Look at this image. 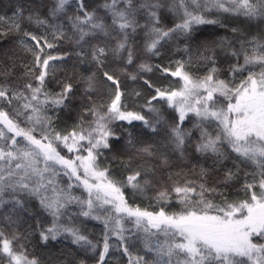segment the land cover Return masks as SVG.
<instances>
[{
	"label": "snow or ice",
	"instance_id": "obj_1",
	"mask_svg": "<svg viewBox=\"0 0 264 264\" xmlns=\"http://www.w3.org/2000/svg\"><path fill=\"white\" fill-rule=\"evenodd\" d=\"M70 2L75 9L67 17L71 36L66 37L64 25L56 23L49 25L52 41L47 35L24 32L34 42L28 50L39 69L36 85L29 82L18 89L0 83V208L10 205V212L19 219L25 213L31 215L30 202L36 201L40 210L51 217L47 227L37 222L40 240L47 243L63 236L85 251L90 248L95 252L100 241L90 240L79 225L85 220L101 221L105 231L97 264H105L113 247L122 249L128 264H264V31L248 36L231 27L233 39L223 37L211 48L197 44L196 59L206 66L202 76L187 70L192 57L187 62L177 61L174 70L147 63L129 70L128 66L134 64L129 30L135 32L140 27L133 0H123L122 8L117 7L120 0H105L101 7L111 14V24L105 23L96 9L89 10L85 0H54L50 16L55 19L61 13L66 15ZM140 7L150 10L147 34L151 38L146 51L152 55H159L161 41L178 34L192 41L194 25L220 23L203 15L213 9L243 18L249 24L264 25V0H179L182 22L167 30L158 26L157 12L151 10L160 7L158 3ZM15 15L18 19L8 30L21 28L22 10L17 9ZM3 19L0 17V21ZM36 23L48 25L49 21L37 19ZM114 32L117 42L111 48L93 44L89 52L83 50L90 38L111 37ZM65 38L81 48L76 53L80 63H87L90 55L102 73V80L96 72L83 78V95L91 100V94L99 92L103 85L109 99L85 110L90 120L81 118L71 130L61 132L53 126L48 110L69 109L78 93L71 82H60V90L55 93L45 90L46 77L54 68L50 62L64 60L68 54L53 56L45 54L44 49H52L54 41ZM185 51L190 49L186 46ZM109 52L123 65L119 75L105 68ZM220 53L227 62L223 79L217 66ZM154 68L162 76L178 78V86L158 87L151 79H144L151 94L139 110H128L121 75L136 81ZM14 101L17 107L10 115L5 106L11 108ZM168 109L175 113L171 119L165 115ZM190 114L193 119L189 129L184 123ZM116 122H123L119 133L113 127ZM194 132L199 133L195 151L213 158V167L233 153L237 172L241 164L253 166L251 173L245 172L242 199L228 200L216 187H208L209 170L203 167L197 174L199 182L185 178L174 180L170 186L156 187L157 169L170 165L168 149L183 158ZM105 149L117 155L128 154L125 167L129 174L124 180L114 179L108 168L100 167L99 157ZM237 172L225 170L220 183L227 186ZM249 175L251 180L247 179ZM168 180H173L171 174ZM128 187L133 194L155 188L158 210L130 206L124 194ZM76 189L81 190L80 194ZM208 194L223 200L213 203ZM173 201L180 208L169 212L166 208ZM3 218L10 225L16 223L13 215ZM125 221L132 224L131 229L125 227ZM112 236L118 241L116 245L110 244ZM22 239L26 241L28 236L17 232L6 235L0 228V264L5 257L7 264H38L28 257L25 245L20 243ZM138 241L143 245L142 254L132 251Z\"/></svg>",
	"mask_w": 264,
	"mask_h": 264
},
{
	"label": "trees",
	"instance_id": "obj_2",
	"mask_svg": "<svg viewBox=\"0 0 264 264\" xmlns=\"http://www.w3.org/2000/svg\"><path fill=\"white\" fill-rule=\"evenodd\" d=\"M176 0H133V3L137 6L138 11L136 13V19L140 25L135 32L129 30L128 44L134 52V64L128 66L129 70L135 68L140 63H147L150 65L171 66L174 70L177 61L187 62L192 57L190 66H187V70L194 76H202L206 72V66L204 62L196 59V45L206 44L209 48L213 46V42H218L221 38L227 37L229 39L234 38V34L230 31L231 27L239 28L243 33H246L249 28L246 27L243 22H240V26L234 23V16L231 15L230 19H227L225 24L228 27H214L208 24L194 25V32L192 33L193 40L186 41L183 34H178L172 39L161 41L158 45L159 55H152L146 51V44L150 40V36L147 34L151 27L149 20V9L142 8V4H159L160 7L151 9L156 11L159 17V27L167 30L174 27L176 24L181 23L180 9L175 3ZM89 10L96 9L98 14L104 18L105 23L111 24V14L106 13L101 7L105 0H85ZM54 4V0H0V17L4 19L0 21V83L8 84L9 86H15L18 89H22L24 84L33 83L36 85L35 76L38 75L39 69L34 66V55L28 49L32 47L33 41L24 36V32H32L38 36L47 35V38L52 41V29L50 24H62L64 25V31L66 37L72 35L70 31V23L67 19L68 16L74 13V4L70 2L66 6L65 13H61L57 18L53 19L50 16V10ZM123 0L117 4L118 8L124 7ZM17 9L22 10L23 21L21 23L20 30H8L12 23L18 19L15 15ZM191 10V7L189 8ZM215 9L211 11L203 12V15L207 19L212 18ZM31 16L30 21L28 17ZM37 19L48 20V25H40L36 23ZM243 19V18H241ZM242 21V20H240ZM256 24V23H255ZM245 26V29L244 27ZM257 26V25H256ZM263 26V25H258ZM248 36L252 34L246 33ZM117 33H112L111 37L100 36L99 39L90 38L89 44H85L83 50L85 52L90 51V47L93 44H100L101 46H107L111 48L117 42ZM122 38V37H119ZM55 46L52 49H44L45 54H51L53 56H63L68 54L64 60L51 61L50 64L54 65V68H50V74L46 77L45 90L49 93H55L60 90V82H71L74 89L77 91V98L73 101L69 109H55L53 110L54 118L59 127L64 126L71 130V128L77 124L81 118L87 122L90 117L86 113V109L91 107L93 103L99 105L107 102L108 90L103 85L100 86V90L97 93L91 94V100L83 95V78L91 75L93 72L97 73V76L102 80V73L97 71L95 62L91 61L90 55L87 57V63H80V57L76 55L81 51V48L69 39H61L54 41ZM188 47L190 51L186 52L185 47ZM219 52V49H217ZM127 55V53H123ZM123 65L119 60H116L111 52L106 57L105 68L107 70L115 71L119 75V68ZM217 66L220 69V78H225L227 62L224 60L223 53H220L218 57ZM29 69L33 71L29 72ZM142 79L138 78L136 81L128 79L127 76L121 75V86L126 92L125 103L128 110H139V106L144 103L146 97L151 94V89L147 88L144 84V79H151V82L156 86H169L170 76H162L160 71L155 68L153 72L142 73ZM135 92H140L139 96L135 95ZM17 107L14 101L11 108L5 106V110L9 111L10 115H14L12 109ZM165 115L171 119L175 113L171 109H168ZM21 121L23 118H20ZM192 117L186 119L184 123L185 128L192 127ZM123 122H116L113 127L119 133V125ZM139 125V122H135ZM21 126H26L21 123ZM125 127H128L125 124ZM159 141L160 138H156ZM199 139V133L194 132L192 140L185 146V155L183 158L178 153L172 152L168 149V155L170 159V165L167 168L160 167L157 169V185L170 186L174 180L191 179L199 182L197 174L201 167L209 170L207 177V186L216 187L218 192H222L228 200L242 199L243 193L241 192V185L245 182V172L251 173L254 169L251 165H240V171L237 172L236 166L233 162V153L229 159L224 160L221 164H217L213 167V158H206L195 151V144ZM123 144V139L120 141ZM103 155L99 157L103 168H108L110 174L114 179L124 180L129 174L125 165L128 163V154L121 152L119 155L109 151L102 150ZM139 161L137 160V163ZM158 163V161L156 162ZM135 167V164L133 165ZM231 169L233 172H237V176L227 186L220 183L224 179L225 170ZM172 175L173 180H168V176ZM179 174V175H177ZM251 180V175L247 177ZM66 180V178H65ZM76 194H80L81 190L76 189ZM125 199L132 207L146 208L149 211L158 210V205L154 199L156 195L155 188L149 189L144 194H133V190L128 187L124 189ZM208 199L213 203H221L223 197L216 194H208ZM10 205H6L0 208V228H3L6 235H10L12 232H17L20 235H27L28 240H21L20 243L25 245V250L30 259L37 260L38 264H80L81 261L84 264H97L98 252L102 250V233L105 231L104 225L101 221L97 220H85L81 226L82 231L88 236L94 243L100 241V246L93 252L90 248L85 251L81 249L79 245L73 244L70 238L63 236L58 237L55 241L49 240L44 243L40 240L38 224L40 227H47L51 223V217L40 210L38 203L30 202L31 215L25 213L21 218L17 219L14 214L10 212ZM180 206L173 201L166 210L169 212L178 211ZM6 215H13L14 224H9L3 217ZM83 219V218H81ZM125 227L131 229L132 224L125 221ZM163 239V237H161ZM118 243L115 236H112L110 244L116 245ZM143 245L138 241L136 248L132 249L135 254L136 251H141L142 254ZM3 264H7V258L3 260ZM105 264H128V257L122 254V249L115 247L110 248L108 255L105 258Z\"/></svg>",
	"mask_w": 264,
	"mask_h": 264
},
{
	"label": "rangeland",
	"instance_id": "obj_3",
	"mask_svg": "<svg viewBox=\"0 0 264 264\" xmlns=\"http://www.w3.org/2000/svg\"><path fill=\"white\" fill-rule=\"evenodd\" d=\"M175 3L177 4L178 8L180 9V14H181V18H182L183 9L179 7V0H176ZM229 17L231 18V15L226 14V13H222V12H219V11L215 10L214 13H213L212 18L210 17L209 19L218 20L220 23H218V24H208V25L213 26V28L214 27H221L220 26L221 24H223V25L227 24L228 25L226 20L230 19ZM234 19H235L234 23H236V25L239 24L237 26H240V24H241L240 22H243V24H245L246 27L249 28L248 31H246V33H248V34L251 33L252 36L259 35L262 31H264V25L263 26H258L257 24H255V22H253L252 24H249V23L245 22L243 19H241L239 17H236V16H234ZM240 20H242V21H240ZM243 27L245 29V26H243ZM169 80H170V83H171L170 85L172 87H177L178 86V84L176 83V81H178V78L170 77ZM53 110H54V108L53 109H49L47 114L49 116H52V118H53V126L55 127L56 131L63 132V131L69 130V129L65 128L64 126L59 127L57 125V123L55 121V118H54ZM190 116H191V114H190ZM99 164H100V167L103 168L102 165H101L100 160H99ZM34 202H36V201H34Z\"/></svg>",
	"mask_w": 264,
	"mask_h": 264
}]
</instances>
